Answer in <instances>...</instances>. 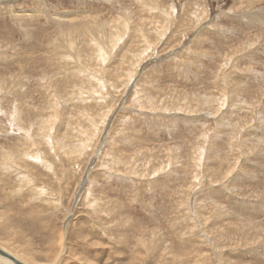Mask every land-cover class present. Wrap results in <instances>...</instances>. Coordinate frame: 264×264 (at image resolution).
<instances>
[{
	"label": "rangeland",
	"instance_id": "rangeland-1",
	"mask_svg": "<svg viewBox=\"0 0 264 264\" xmlns=\"http://www.w3.org/2000/svg\"><path fill=\"white\" fill-rule=\"evenodd\" d=\"M3 214L26 264H264V0H0Z\"/></svg>",
	"mask_w": 264,
	"mask_h": 264
},
{
	"label": "bare ground",
	"instance_id": "bare-ground-1",
	"mask_svg": "<svg viewBox=\"0 0 264 264\" xmlns=\"http://www.w3.org/2000/svg\"><path fill=\"white\" fill-rule=\"evenodd\" d=\"M73 14H71V13H64V14H61V13H59L58 12V14H56L55 15V17H57V19H65V18H71V17H73L72 16ZM80 15V14H79ZM75 17V16H74ZM57 21H60V20H57ZM66 21V20H65ZM73 21V20H72ZM200 26V25H199ZM64 28V27H63ZM132 41V40H131ZM126 45V44H125ZM128 46V45H127ZM130 47V46H129ZM153 47V46H152ZM89 48V47H88ZM133 48V47H132ZM145 49V48H144ZM126 51V50H125ZM131 52V51H130ZM91 53V52H90ZM140 53V52H139ZM145 53V52H144ZM94 54V53H93ZM126 56V55H125ZM124 59H125V57H124ZM85 63V62H84ZM140 63V62H139ZM85 65V64H84ZM128 65V64H127ZM133 66V65H132ZM96 67V66H95ZM118 67H120L119 65H118ZM112 68V67H111ZM130 68H133V67H130ZM132 70V69H131ZM230 70V69H229ZM128 71V70H127ZM123 72V71H122ZM126 72V71H125ZM129 72V71H128ZM130 73V72H129ZM130 78V77H129ZM130 81V80H129ZM139 82V81H138ZM227 83V82H226ZM229 84V83H228ZM114 85V84H113ZM239 86V85H238ZM242 87V86H241ZM221 89V88H220ZM236 90V89H235ZM231 91V90H230ZM237 91V90H236ZM18 92V91H17ZM244 96V95H243ZM216 99V98H215ZM224 100V99H223ZM222 100V101H223ZM227 104V103H226ZM244 105V104H243ZM212 111V110H211ZM213 112V111H212ZM239 115H241V114H239ZM235 130V129H234ZM233 130V131H234ZM106 135V134H105ZM99 137V136H98ZM98 139H100V138H98ZM259 139V138H258ZM105 141V140H104ZM103 141V142H104ZM76 142V141H75ZM67 143V142H66ZM72 144V143H71ZM96 146V145H95ZM141 147V146H140ZM99 148V147H98ZM103 148V147H102ZM76 150V149H75ZM79 150V149H78ZM75 153V152H74ZM90 153V152H89ZM86 154V153H85ZM70 155V154H69ZM90 155H92V154H90ZM17 157H19V156H17ZM17 157H13V158H15L16 160L15 161H17V160H19V159H22L21 157H19V159L17 158ZM74 158H72V160H73ZM86 159V158H85ZM221 159V158H220ZM249 161V160H248ZM63 163V162H62ZM61 163V164H62ZM16 164V163H15ZM17 164H19V165H21L20 163H17ZM65 164V163H64ZM82 164V163H81ZM96 164V163H95ZM18 165V166H19ZM82 166V165H81ZM165 167V166H164ZM211 169V168H210ZM100 170V169H99ZM80 173V172H79ZM99 173V172H98ZM86 176V175H85ZM47 181V180H46ZM46 181H45V183H46ZM62 183V182H61ZM50 185H53V184H51L50 183ZM70 185V184H69ZM78 185V184H77ZM54 187V186H53ZM49 189V188H48ZM49 190H51V189H49ZM72 193V192H71ZM51 194H53V193H51ZM58 196L60 197V195L58 194ZM84 196V195H83ZM52 197V196H51ZM55 197V196H54ZM62 200V199H61ZM97 200V199H96ZM7 202V201H6ZM10 202V201H9ZM54 202V201H53ZM61 202V201H60ZM83 202V201H82ZM5 203V202H4ZM63 203V202H62ZM104 203V202H103ZM58 206H60V205H58ZM198 208H200V207H198ZM10 209V208H9ZM47 209V208H46ZM38 211V210H37ZM43 212H44V209L42 210ZM40 213H41V211H40ZM34 214H36V213H34ZM7 214H3V215H1L0 216V229L2 230V232H7L8 230H9V224L7 223V221H8V217L6 216ZM50 215V214H49ZM75 215V214H74ZM33 215H31V217H32ZM37 217V216H36ZM191 217V216H190ZM34 221V220H33ZM69 221V220H68ZM45 222V221H44ZM235 222V221H234ZM40 223H41V220H40ZM43 223V222H42ZM41 223V224H42ZM227 223V222H226ZM47 224V223H46ZM42 226H43V224H42ZM44 226H46V225H44ZM75 226V225H74ZM232 227H233V225H232ZM239 227V226H238ZM252 227V226H251ZM47 228V227H46ZM67 230V229H66ZM56 232V231H55ZM66 233V232H65ZM231 233V232H230ZM56 234V233H55ZM54 234V235H55ZM85 234V233H84ZM91 234V233H90ZM51 235H53V233H51ZM79 235V234H78ZM95 236V235H94ZM115 236V235H114ZM161 237V236H160ZM246 237V236H245ZM63 238V237H62ZM163 238V237H162ZM58 239H61V238H58ZM64 239H65V237H64ZM87 239V238H86ZM148 239V238H147ZM146 239V240H147ZM161 240V239H160ZM58 241V240H57ZM56 241V242H57ZM114 241V240H113ZM118 241V240H117ZM163 241V240H162ZM61 242V241H60ZM48 244H49V242H47ZM84 243V242H83ZM160 244H161V242H159ZM164 243V242H163ZM162 243V244H163ZM46 244V243H45ZM59 244H61V243H59ZM165 244V243H164ZM211 245V244H210ZM63 246V245H62ZM12 245H11V243L9 242V241H5V242H0V264H14V262H20V264L22 263V264H26L25 262H24V260H23V262L21 261V259L19 258V257H17L15 254H12V253H10V250L12 249ZM46 247V246H45ZM54 247H55V245H54ZM64 247V246H63ZM66 247V246H65ZM125 247V246H124ZM133 246H131V248H132ZM62 248V247H61ZM52 250H53V248H51ZM58 249V248H57ZM63 249V248H62ZM28 249H22V250H18V252H19V254H21V255H23L25 258H27L32 264H39L37 261H36V259L34 260H32V258H30V257H28V255H26V252H28L27 251ZM49 250V249H48ZM51 250V251H52ZM67 250V249H66ZM158 250V249H157ZM46 252V251H45ZM48 252V251H47ZM56 252H57V250H56ZM66 252V251H65ZM65 252H62L61 251V253H65ZM132 252V251H131ZM82 253V252H81ZM51 254V253H50ZM52 254H54V253H52ZM158 254V253H157ZM56 255V254H55ZM60 256H61V254H59ZM58 256V255H57ZM52 257L51 255H46L45 257L47 258V262L46 263H44V264H62V262L64 261V257L63 258H61L60 260H58V257ZM123 256V255H122ZM72 257V256H71ZM174 257H176V256H174ZM88 258V257H87ZM177 258V257H176ZM10 259H11V261H10ZM89 259V258H88ZM156 259H158V257L156 258ZM177 260V259H176ZM180 260V259H179ZM107 261V260H106ZM180 261H182V260H180ZM13 262V263H12ZM27 262V261H26ZM151 262V261H150ZM28 263V262H27ZM177 263V262H176ZM200 263V262H199ZM184 264V263H183ZM187 264V263H186Z\"/></svg>",
	"mask_w": 264,
	"mask_h": 264
},
{
	"label": "water",
	"instance_id": "water-1",
	"mask_svg": "<svg viewBox=\"0 0 264 264\" xmlns=\"http://www.w3.org/2000/svg\"><path fill=\"white\" fill-rule=\"evenodd\" d=\"M10 261H11V259H10ZM13 263V262H12ZM14 264H20V262H14ZM22 264V263H21Z\"/></svg>",
	"mask_w": 264,
	"mask_h": 264
}]
</instances>
